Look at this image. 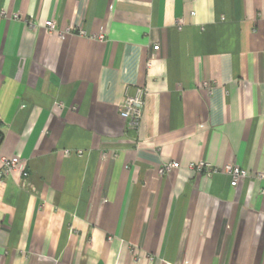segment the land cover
Here are the masks:
<instances>
[{
	"label": "crops",
	"instance_id": "crops-1",
	"mask_svg": "<svg viewBox=\"0 0 264 264\" xmlns=\"http://www.w3.org/2000/svg\"><path fill=\"white\" fill-rule=\"evenodd\" d=\"M0 154V264H264V0H0Z\"/></svg>",
	"mask_w": 264,
	"mask_h": 264
},
{
	"label": "built area",
	"instance_id": "built-area-1",
	"mask_svg": "<svg viewBox=\"0 0 264 264\" xmlns=\"http://www.w3.org/2000/svg\"><path fill=\"white\" fill-rule=\"evenodd\" d=\"M46 27L50 33H54L58 30L57 26L53 22H47ZM154 50H159V46H154ZM147 90L144 86H138L131 94H127L125 101L120 106V116L128 122L129 127L138 129L144 116V110L146 107ZM180 168L179 162H172L163 164L160 169L161 174H167ZM190 168L195 170L198 174L207 172L211 175L213 173H226L232 177L231 185L236 188L240 182L247 178V171L243 170L237 165H227L224 168L217 169L212 168L205 162L190 165ZM19 172L22 177L26 178L28 173L23 168L22 160L18 156L5 157L0 154V189L2 188L4 181L7 177ZM261 180H264V174L259 175Z\"/></svg>",
	"mask_w": 264,
	"mask_h": 264
}]
</instances>
